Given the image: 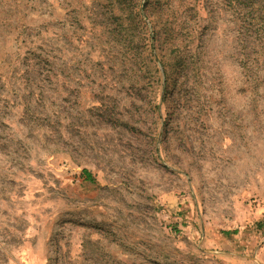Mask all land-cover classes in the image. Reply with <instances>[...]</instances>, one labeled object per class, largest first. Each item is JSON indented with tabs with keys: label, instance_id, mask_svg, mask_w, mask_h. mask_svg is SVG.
<instances>
[{
	"label": "rangeland",
	"instance_id": "1",
	"mask_svg": "<svg viewBox=\"0 0 264 264\" xmlns=\"http://www.w3.org/2000/svg\"><path fill=\"white\" fill-rule=\"evenodd\" d=\"M0 264H264V0H0Z\"/></svg>",
	"mask_w": 264,
	"mask_h": 264
},
{
	"label": "trees",
	"instance_id": "2",
	"mask_svg": "<svg viewBox=\"0 0 264 264\" xmlns=\"http://www.w3.org/2000/svg\"><path fill=\"white\" fill-rule=\"evenodd\" d=\"M83 177L85 181L91 182L90 174L86 173L85 171H83Z\"/></svg>",
	"mask_w": 264,
	"mask_h": 264
}]
</instances>
